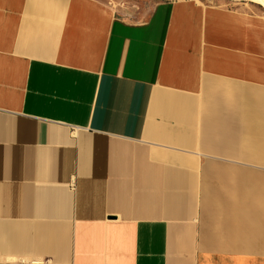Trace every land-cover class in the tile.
Wrapping results in <instances>:
<instances>
[{
    "label": "crops",
    "instance_id": "crops-1",
    "mask_svg": "<svg viewBox=\"0 0 264 264\" xmlns=\"http://www.w3.org/2000/svg\"><path fill=\"white\" fill-rule=\"evenodd\" d=\"M0 264H264V17L0 0Z\"/></svg>",
    "mask_w": 264,
    "mask_h": 264
},
{
    "label": "rangeland",
    "instance_id": "rangeland-1",
    "mask_svg": "<svg viewBox=\"0 0 264 264\" xmlns=\"http://www.w3.org/2000/svg\"><path fill=\"white\" fill-rule=\"evenodd\" d=\"M113 8L117 14L125 20L131 22L144 21L152 12L154 7L162 2H172L176 0H100ZM206 4L227 5L232 8L246 10L248 12L264 17V9L254 3L244 0H196Z\"/></svg>",
    "mask_w": 264,
    "mask_h": 264
},
{
    "label": "bare ground",
    "instance_id": "bare-ground-1",
    "mask_svg": "<svg viewBox=\"0 0 264 264\" xmlns=\"http://www.w3.org/2000/svg\"><path fill=\"white\" fill-rule=\"evenodd\" d=\"M261 6L264 9V0H244Z\"/></svg>",
    "mask_w": 264,
    "mask_h": 264
}]
</instances>
